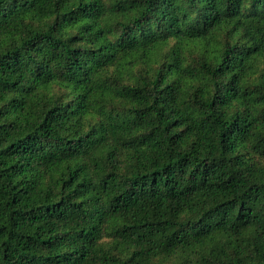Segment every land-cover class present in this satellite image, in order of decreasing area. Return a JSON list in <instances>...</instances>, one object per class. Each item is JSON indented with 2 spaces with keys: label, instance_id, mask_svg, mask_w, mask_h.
<instances>
[{
  "label": "trees",
  "instance_id": "trees-1",
  "mask_svg": "<svg viewBox=\"0 0 264 264\" xmlns=\"http://www.w3.org/2000/svg\"><path fill=\"white\" fill-rule=\"evenodd\" d=\"M0 264H264V0H0Z\"/></svg>",
  "mask_w": 264,
  "mask_h": 264
}]
</instances>
